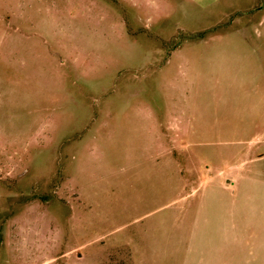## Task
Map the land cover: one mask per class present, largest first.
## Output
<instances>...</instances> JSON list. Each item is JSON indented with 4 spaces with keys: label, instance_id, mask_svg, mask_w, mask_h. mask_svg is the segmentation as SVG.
<instances>
[{
    "label": "rangeland",
    "instance_id": "obj_1",
    "mask_svg": "<svg viewBox=\"0 0 264 264\" xmlns=\"http://www.w3.org/2000/svg\"><path fill=\"white\" fill-rule=\"evenodd\" d=\"M263 88L264 0H0V264H264Z\"/></svg>",
    "mask_w": 264,
    "mask_h": 264
},
{
    "label": "crops",
    "instance_id": "obj_2",
    "mask_svg": "<svg viewBox=\"0 0 264 264\" xmlns=\"http://www.w3.org/2000/svg\"><path fill=\"white\" fill-rule=\"evenodd\" d=\"M263 106L261 110L258 112V118L260 128L257 131V134L249 141L248 150L250 152L249 160L254 163L255 167L253 168L252 172L246 173V179L250 182H259L262 184L263 187V194H264V88H263ZM173 110L170 112V114L166 118L165 128L166 133L170 137V139L173 141H177V138L183 139V142L188 143L189 146L195 145V144H201L200 141L196 140H189L188 137H186V134L188 133V128L191 126V115L190 110L188 109L187 99L186 96L183 95L178 99H175L172 103ZM259 109V108H257ZM156 120V126L160 125V122L158 121L157 117L155 116ZM196 122V126H197ZM199 146V145H198ZM189 158L185 155L184 156V164L187 165L189 162ZM191 162V161H190ZM193 165L197 167V165H200L195 170L197 171V174L199 175H205V171L203 169L201 170V162L198 160L197 162L193 161ZM199 172V173H198ZM263 215H264V207L262 209ZM233 229H235V235L229 242L230 245V253L226 257L220 256L216 257L215 261H212L210 259L206 260L205 264H239V245H240V236H239V228L238 224L236 223L235 226H233L232 223V236H233ZM259 240H264V224L262 225V233ZM261 246H264V241L259 243ZM233 252H236V255L233 254ZM247 259V258H246ZM210 261V262H209ZM213 262V263H212Z\"/></svg>",
    "mask_w": 264,
    "mask_h": 264
}]
</instances>
